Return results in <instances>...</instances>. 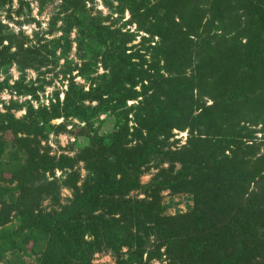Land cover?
I'll list each match as a JSON object with an SVG mask.
<instances>
[{
  "label": "trees",
  "instance_id": "obj_1",
  "mask_svg": "<svg viewBox=\"0 0 264 264\" xmlns=\"http://www.w3.org/2000/svg\"><path fill=\"white\" fill-rule=\"evenodd\" d=\"M58 1L48 30L59 22L57 38L35 33L27 46L0 23V74L48 66L74 30V68L88 83L83 91L69 78L61 102L54 93L20 118L12 107L0 113V261L28 251L35 264H91L104 250L115 264H264V0H101L127 10L147 36L136 50L126 46L133 35L87 12L92 0ZM10 3L0 0V11ZM97 64L103 73L89 78ZM106 113L123 121L99 135L92 126ZM173 130L185 132L184 144L169 142ZM49 132L75 140L82 132L83 146L50 156L40 145ZM150 166L156 172L141 185ZM162 191L188 194L191 206L164 215ZM11 214L16 226L4 229Z\"/></svg>",
  "mask_w": 264,
  "mask_h": 264
},
{
  "label": "rangeland",
  "instance_id": "obj_2",
  "mask_svg": "<svg viewBox=\"0 0 264 264\" xmlns=\"http://www.w3.org/2000/svg\"><path fill=\"white\" fill-rule=\"evenodd\" d=\"M22 4H19L17 0H11L10 4H7L0 11V23L6 27V31L9 34H13L17 37L18 40H22L25 45L28 46L35 41V33L37 38H43L45 41L57 38L60 35L59 28L61 27L59 22H56L53 30H49V22L51 18L55 15L58 10L59 1L58 0H21ZM110 1V0H106ZM116 3L112 2L111 6L108 3L104 4L101 0H92L86 2L85 8L88 13L94 18L103 19L101 23L103 25H108L111 29H118L120 32L131 34L134 37L132 41L126 46L131 47L132 50H136L139 46L140 37H147L143 32L138 31L134 24H128L130 20V15L127 10H123L120 14L115 10ZM6 15L9 18H6ZM75 31L73 30L69 34V41L71 43L70 49L62 54L61 50L55 52L54 58L52 59L51 64L48 66L41 67L37 71L32 69H25L23 72H19L14 65L10 66L5 74H0V82L6 81L7 87L0 91V113L3 114L6 112V108L12 107L9 111L14 118H20L25 114L27 106H31L33 110H37L40 107H47L50 101L52 102L54 93L58 94V101L61 102L63 92L66 90L67 83L69 78L72 79L73 83L77 86H81L83 91L88 89V83L86 80L82 79L79 74H77V68L81 64L79 60L80 52L75 48L74 38ZM26 39V40H25ZM156 42V38L152 40ZM6 45V42L2 43ZM24 45V46H25ZM152 45V43L150 44ZM13 49H11L12 51ZM51 60V59H50ZM77 67V68H74ZM67 71H70L69 74ZM89 78L95 77L103 73L102 68L97 64L96 66H91L89 70ZM14 83H16L14 85ZM34 88V95L27 94L26 90ZM138 90V87L135 88ZM20 93H16V91ZM138 100V99H137ZM136 104V101H127L125 102V107ZM84 105H94V103L84 102ZM18 106V108H15ZM120 115L117 114H100L97 118V123H94L92 129L97 134L101 135L107 133L116 128L118 123H122V119H119ZM118 120L117 124L115 121ZM131 114L127 116V127L132 126ZM62 119L52 120L51 125H56L61 123ZM65 122V121H64ZM63 122V123H64ZM73 124L81 126L75 120H71ZM66 122V123H71ZM71 124L66 125L65 131H72ZM130 131V130H129ZM75 133L78 132L76 129ZM79 132L78 140L69 134V133H59L54 134L49 132L46 136V139L40 141V145L43 147H48L49 155L56 157L59 154H65L67 156H72L77 150L78 147L83 146L82 139ZM260 134L256 136L259 137ZM185 132L172 131V137L169 139L171 141H177L176 146H180L185 142ZM79 144L78 147L76 144ZM155 163V162H154ZM162 167H166L165 164ZM79 171L81 177L85 174L82 169L81 163H78L75 167ZM156 172L153 167H149L148 171L145 172L139 179L140 184H145L151 174ZM54 176L56 178L60 177V172L55 171ZM47 177V175H46ZM12 188V185L9 186ZM69 191L60 188L59 191V202L65 203V200L69 198ZM136 192L131 193L130 197H137L141 199L142 195H138ZM160 204L163 207L164 215H173L177 212L183 213L191 206V198L188 194H170L168 191H162L159 194ZM51 206L49 200H42L40 202V209L48 210ZM16 226V220L14 215L11 214L9 222L3 226L4 229H14ZM151 248V247H150ZM152 249V248H151ZM163 251V248L159 250ZM121 254L126 256V249H121ZM146 255L144 254L142 259L145 260ZM164 257H161V261L153 259L149 264H164ZM36 256L30 254L28 251H14L5 252L4 258L0 261V264H35ZM125 259V257H123ZM163 260V261H162ZM91 264H115L114 256L109 251H100L95 252L90 257Z\"/></svg>",
  "mask_w": 264,
  "mask_h": 264
}]
</instances>
